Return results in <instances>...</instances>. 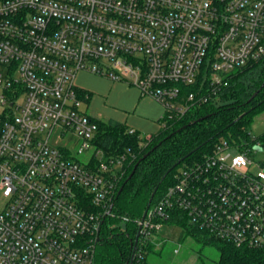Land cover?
<instances>
[{
	"label": "built area",
	"instance_id": "built-area-1",
	"mask_svg": "<svg viewBox=\"0 0 264 264\" xmlns=\"http://www.w3.org/2000/svg\"><path fill=\"white\" fill-rule=\"evenodd\" d=\"M263 58L264 0H0V264H96L127 157L97 145L79 73L130 81L164 108L165 128L220 104L233 72ZM253 141L222 139L182 168L137 221L129 264L180 218L264 250V162L252 158L264 145Z\"/></svg>",
	"mask_w": 264,
	"mask_h": 264
},
{
	"label": "trees",
	"instance_id": "trees-1",
	"mask_svg": "<svg viewBox=\"0 0 264 264\" xmlns=\"http://www.w3.org/2000/svg\"><path fill=\"white\" fill-rule=\"evenodd\" d=\"M81 96L89 102L92 94L81 90ZM219 101L220 104L209 102L191 108L182 120L169 122L149 140L137 131L131 134V128L121 122L97 121V145L109 155H126L127 163L112 213L101 230L96 264L131 262L139 231L137 221L144 216L154 191L157 189L151 205L175 184L182 168L200 162L222 139L240 145L243 140L247 144L253 141L248 130L254 117L264 113V58L236 72ZM255 140V143L264 141V134ZM178 227L183 231L182 238L191 236L215 246L219 252L218 264H264V250L236 248L213 239L192 228L185 218H180ZM161 241L164 240L147 245L138 264H148L149 254Z\"/></svg>",
	"mask_w": 264,
	"mask_h": 264
},
{
	"label": "rangeland",
	"instance_id": "rangeland-1",
	"mask_svg": "<svg viewBox=\"0 0 264 264\" xmlns=\"http://www.w3.org/2000/svg\"><path fill=\"white\" fill-rule=\"evenodd\" d=\"M76 85L92 94L90 101L83 105L88 115L105 121H119L143 136L160 133L164 108L153 98L142 96L130 81L114 82L89 73H79ZM248 131L252 140L264 134V113L254 117ZM252 152L255 162H264V146L256 143ZM236 153L232 151V154ZM86 158L82 156L80 159ZM4 204L5 200L0 195V207ZM182 232L178 226H165L160 233L162 238H159H164V244L157 245L155 251L149 254L148 264H218L219 252L215 246L203 244L191 236L182 238Z\"/></svg>",
	"mask_w": 264,
	"mask_h": 264
},
{
	"label": "water",
	"instance_id": "water-1",
	"mask_svg": "<svg viewBox=\"0 0 264 264\" xmlns=\"http://www.w3.org/2000/svg\"><path fill=\"white\" fill-rule=\"evenodd\" d=\"M200 121V120H199ZM130 178H131V176H130ZM121 192V191H120ZM156 192H157V189L154 191V193L152 194V197H151V200H150V202H149V204H148V206H147V210H146V212H145V214L144 215H146V213H147V211L149 210V208L151 207V204H152V201H153V198L155 197V195H156ZM112 208H113V205H112V207H111V209H110V212L112 211ZM139 233L137 234V237H136V240H135V243H134V249H133V256H134V253H135V249H136V245H137V242H138V239H139ZM133 258V257H132Z\"/></svg>",
	"mask_w": 264,
	"mask_h": 264
},
{
	"label": "crops",
	"instance_id": "crops-1",
	"mask_svg": "<svg viewBox=\"0 0 264 264\" xmlns=\"http://www.w3.org/2000/svg\"><path fill=\"white\" fill-rule=\"evenodd\" d=\"M116 121V120H115ZM117 122H119V121H117ZM148 136H152V135H148Z\"/></svg>",
	"mask_w": 264,
	"mask_h": 264
}]
</instances>
